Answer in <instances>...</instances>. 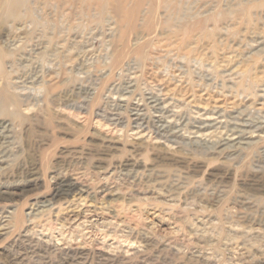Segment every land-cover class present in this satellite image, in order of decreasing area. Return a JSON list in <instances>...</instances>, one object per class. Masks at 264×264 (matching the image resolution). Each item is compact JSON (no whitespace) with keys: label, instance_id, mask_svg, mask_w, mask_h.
<instances>
[{"label":"rangeland","instance_id":"obj_1","mask_svg":"<svg viewBox=\"0 0 264 264\" xmlns=\"http://www.w3.org/2000/svg\"><path fill=\"white\" fill-rule=\"evenodd\" d=\"M101 2L0 0V264H264V0Z\"/></svg>","mask_w":264,"mask_h":264},{"label":"bare ground","instance_id":"obj_2","mask_svg":"<svg viewBox=\"0 0 264 264\" xmlns=\"http://www.w3.org/2000/svg\"><path fill=\"white\" fill-rule=\"evenodd\" d=\"M24 1L25 0H10V2H11L10 5L15 7L17 5H20ZM130 1L131 0H102V2L98 4V8H99V10L101 9V11H104L106 6L109 5V8L114 13V16L116 18H118L119 23L123 24L125 22L131 21L134 18V14L136 12V8L133 10L128 8V2H130ZM136 1L142 2L143 0H136ZM160 2L167 3V0H160ZM117 29L119 31L118 26H117ZM122 35H123V32H122ZM162 109L163 108H161V111H162ZM138 112H139V110L136 109L137 114H138ZM161 117L162 116H160V115L158 116V118H161ZM166 122H170V121L166 120ZM164 126H168V125H164ZM239 136L240 135H238V133L232 132V134L229 133L228 135H225V137L222 134H220V136H218L216 139H214L213 136H211L209 133L208 134L206 133L204 136V134L200 132L197 137L208 138L207 140L214 139L217 143H220V144H229V143H233V141H235L237 138H239ZM69 188L73 189V185L71 183L69 184Z\"/></svg>","mask_w":264,"mask_h":264}]
</instances>
